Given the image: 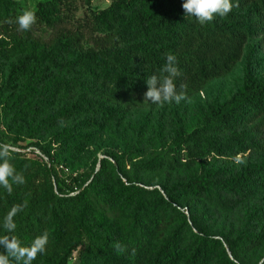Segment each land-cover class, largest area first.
I'll return each mask as SVG.
<instances>
[{"label": "trees", "instance_id": "obj_1", "mask_svg": "<svg viewBox=\"0 0 264 264\" xmlns=\"http://www.w3.org/2000/svg\"><path fill=\"white\" fill-rule=\"evenodd\" d=\"M110 1L102 10L89 7L86 21L55 32L45 43L30 30H18V2L0 0V123L15 130L14 142L27 139L39 152L46 193L41 212L48 217L44 229L52 241L63 242L68 216H74L75 232L67 244L38 254L32 264H70L75 252L73 264H254L249 257L264 241V200H254L257 191L264 193V161L237 168L214 164L264 149V79L254 73L256 64L249 56L242 85L228 99L197 110L192 128L183 113H171L168 131L158 135L159 152L133 164L131 172L125 170L124 156L113 153L84 178H63L58 169L67 167L62 157L82 151L88 138L82 132L121 121L144 98L145 81L161 74L168 54L176 57L175 83L184 94L230 74L250 42L264 37V0H230L232 10L226 17L204 25L184 16L183 0ZM69 7L68 0L38 2L35 24L54 29L69 21L64 15ZM81 28L104 36L94 47H85ZM145 126L144 121L136 124L140 135ZM55 128L60 132L44 148L42 142ZM9 157L22 159L17 167L28 165L21 152L11 151ZM172 175L177 180L162 182L161 192L146 189L147 177ZM30 177L12 184V191L3 192L0 200V237H15L24 247L42 234L32 231ZM181 199L204 210L187 216L176 208ZM247 203L252 207L246 213ZM1 205L21 208L13 218L14 234L2 226ZM104 208L128 211L140 238L122 246L118 230L100 217ZM166 209H171L170 216ZM207 212L234 215L236 230L220 238L207 235L214 222ZM163 223L169 233L151 246ZM9 264L17 262L10 258Z\"/></svg>", "mask_w": 264, "mask_h": 264}, {"label": "rangeland", "instance_id": "obj_2", "mask_svg": "<svg viewBox=\"0 0 264 264\" xmlns=\"http://www.w3.org/2000/svg\"><path fill=\"white\" fill-rule=\"evenodd\" d=\"M15 1L19 4L18 11L19 15H21L24 11L34 12L38 2L48 0ZM68 2L70 7L67 9V13H64V15H67L69 20L68 22L60 23L56 25L54 29L43 25H36L34 23L30 28L31 35L34 38L39 39L41 42L47 43L49 40H51L55 32H58L62 29L73 30L79 24L86 21V17L89 13V7L92 10H102L106 8L111 1L91 0L90 4L87 3V0H68ZM1 26L2 24L0 22V29ZM81 32L83 34L85 47H94L95 42L104 36V34L87 30L86 28H81ZM248 56L255 61L256 65L254 67V73L259 78L264 79V37H260L250 42L249 48L246 49L239 60L234 64L230 74L221 79L212 80L202 87L201 90L190 91L188 94H185L186 99L181 101L180 104L165 103L162 105H156L149 103L147 100L144 101V98H140L138 99L134 108L121 121L115 120L110 123L103 124L101 129L90 128L82 132L83 135L88 137L86 143L82 146V151L80 153H70L62 157L61 160L67 164V167L63 169L59 168V173L61 172L63 178H66L67 176H75L76 174L81 175L83 178L87 177L91 174L94 167L96 171L99 169V161L105 159L107 154L110 153L123 155L125 170H130L129 172H131L133 164L143 163L153 154L159 152L156 149L158 135L163 131H168L167 123L168 117L171 113H183L188 127L192 128L194 125H196L197 110L203 109L210 102L221 103L228 99L231 94L242 85L243 70L245 67L246 58ZM141 121L146 123L142 135H140L136 130V124ZM60 129L61 128H55L47 133L45 141L42 142V146L44 148L48 143L51 144L54 142L56 134L60 132ZM14 132V129H7L4 123H0V145H11L13 152H21V154L25 155V158L29 160L28 165L25 167H17L18 164H22V159L17 160V158L8 157V161L15 169L16 173L22 175L23 177L31 176L29 192L32 193L33 202L35 204L34 214L32 216L34 218L32 231L41 232L42 230V234H47V229L44 228L48 217L44 216L41 212L42 201L46 196L44 185L45 179L38 164L41 163L42 160L37 158V154L39 152L36 151V149H33L31 145H28L30 142L29 140L26 139L19 142H14ZM262 134L264 136V129ZM42 159H44L43 156ZM239 161H242V163ZM263 161L264 149L253 153L247 152L243 155V157L242 155H239L236 159L231 158L215 160L214 164L219 166L223 163H227L228 165H232L237 168L238 166H246L248 163H261ZM117 176L119 180L123 182L125 181V178L121 172H118ZM174 180H177L176 175L161 177L157 180L147 177L145 182L149 185L146 189L149 191L157 189L161 192L160 186L162 182L171 183L174 182ZM134 184H138L140 187L141 185L143 186V184L140 183H133V185ZM82 188L83 187L78 189V191H81ZM21 190L22 187L17 188L18 192H21ZM5 191L6 190L3 187H0V200L3 197V192ZM68 191V188L64 187V192L68 193ZM260 199L264 200V193L257 191L254 200ZM1 207L3 208L4 206L1 205ZM251 207L252 206L250 203L246 204V213ZM176 208L185 212L187 216H189L191 213L198 214L200 211L204 210L200 204L194 201H189L188 199H181L178 202V205H176ZM10 210V207H4V215H6ZM166 210L167 216H170V213H172L171 209ZM207 213L208 215L213 216L214 221L213 224L210 225L207 235L220 238L231 228L233 231L236 230L237 223L234 215L226 216L217 214L213 215L211 212ZM101 214L102 216L100 217L106 226H110L112 229L118 230L120 236L118 240L121 242L122 246L133 242V240L137 237L140 238L141 234L139 229L137 227H132L134 222L128 211L120 210L113 212L104 208ZM73 218V215L68 216L65 226V239L62 243L56 244L47 234L48 243L45 247L44 254H50L58 250L61 246H65L67 244L68 239L75 232ZM175 225L178 226V223ZM169 228L170 227L167 224L165 225V223H163L160 229L154 235L153 240L151 241V246H154L157 244V242H160L163 237L169 233ZM22 246H26V243H24ZM76 257L77 253L75 252L73 253L70 264L75 262ZM249 259L250 262H253L254 264H259L264 260V241L257 253L251 256V258L249 257Z\"/></svg>", "mask_w": 264, "mask_h": 264}, {"label": "clouds", "instance_id": "obj_3", "mask_svg": "<svg viewBox=\"0 0 264 264\" xmlns=\"http://www.w3.org/2000/svg\"><path fill=\"white\" fill-rule=\"evenodd\" d=\"M182 9L184 16L194 18L197 23L204 25L211 22L216 17H226L232 10L230 0H183ZM35 14L31 11H24L16 17L15 23L18 30L28 31L35 23ZM176 57L172 54L166 56L165 63L161 68L159 76L152 75L146 81L147 90L144 92V101L151 104L162 105L165 103L180 104L185 100V94L177 91L175 79L179 75ZM12 146L0 145V187L9 193L12 191V184H23L24 178L16 173L15 169L8 161ZM242 163V161H239ZM11 181V183H10ZM21 211L19 206L13 207L3 218V228L12 233L16 224L14 217ZM48 243L47 234L36 237L28 247L21 246L20 242L12 236L0 237V264H9V259L17 264H32L37 255H43ZM120 249V245H116Z\"/></svg>", "mask_w": 264, "mask_h": 264}, {"label": "water", "instance_id": "obj_4", "mask_svg": "<svg viewBox=\"0 0 264 264\" xmlns=\"http://www.w3.org/2000/svg\"><path fill=\"white\" fill-rule=\"evenodd\" d=\"M39 154V153H38ZM46 160V159H45ZM231 258V257H230ZM232 259V258H231Z\"/></svg>", "mask_w": 264, "mask_h": 264}]
</instances>
